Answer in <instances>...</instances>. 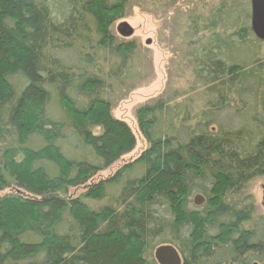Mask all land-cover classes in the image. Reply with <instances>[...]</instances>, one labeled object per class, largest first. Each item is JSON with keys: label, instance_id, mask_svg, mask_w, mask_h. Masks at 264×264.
I'll list each match as a JSON object with an SVG mask.
<instances>
[{"label": "trees", "instance_id": "trees-1", "mask_svg": "<svg viewBox=\"0 0 264 264\" xmlns=\"http://www.w3.org/2000/svg\"><path fill=\"white\" fill-rule=\"evenodd\" d=\"M62 1L56 22L44 0H0V191L15 185L0 195V264H158L153 249L163 243L182 264H264V215L245 195L264 176L263 40L251 11L225 0L204 28L191 26L204 109L142 106L148 147L98 177L137 144L105 95L124 74L112 57L123 63L134 51L108 29L125 1ZM73 43L95 55L64 57ZM80 186L110 203L92 209L69 194ZM197 191L203 206H191Z\"/></svg>", "mask_w": 264, "mask_h": 264}, {"label": "rangeland", "instance_id": "rangeland-1", "mask_svg": "<svg viewBox=\"0 0 264 264\" xmlns=\"http://www.w3.org/2000/svg\"><path fill=\"white\" fill-rule=\"evenodd\" d=\"M44 1H46L52 13V18L56 22H62L66 16L64 12H67L66 7H63V1ZM124 1L122 8L119 7L115 12L116 15L109 22L108 29L114 38L115 44L131 43L134 46V51H131L129 56L124 58L123 63L121 58L112 57L113 65L124 64V74L111 78L105 95L111 102L112 115L125 121L130 126L137 136V144L132 152L123 155L109 168L100 171L98 177L112 175L124 163L148 147V143L139 131L137 122V110L142 106L153 105L164 100L175 103L183 101L185 103L183 107L191 106L189 110L193 113L204 109L202 99L206 87L195 74V59L192 56V51L195 52V47L200 46V43L192 42L186 32L193 25L199 26L201 29L204 28L207 17L212 15L219 4L225 0ZM235 1L227 0L228 3H234ZM240 2L241 10L242 5L244 8L251 9L250 0H241ZM121 22H127L135 30L132 36L123 37L120 35L117 27ZM149 39L151 43H148ZM76 40L78 41V39ZM77 41L75 43H79ZM75 43L72 45L74 48L63 49L61 54L65 57L66 50H69L67 57L76 58L75 60L78 62L82 59L78 57L76 52L82 50L86 55L87 53L95 55V49L85 48L80 44L76 48ZM202 43L204 44L206 41ZM255 49L253 50L255 51ZM260 51V58L264 59V41ZM99 54L96 57L104 65V69L110 68L109 64L104 61L102 51H99ZM14 81L17 82L18 79H14ZM10 184L12 186L0 191V195L13 191L14 181H10ZM263 184L264 176H256L248 181L245 186V195L249 196L254 202L255 216L264 215L262 206ZM85 191L86 188L80 186L70 188L69 194L74 197L81 196L92 209L98 210L106 203H110L109 199L96 200L84 197ZM196 194L202 193L199 191L192 193L190 197L191 206H193L192 202L194 203ZM238 200L239 197L235 199V201ZM242 205L244 204L239 203V206ZM254 220H256L255 217ZM154 250L155 248L153 254ZM256 262L258 261L256 260Z\"/></svg>", "mask_w": 264, "mask_h": 264}, {"label": "water", "instance_id": "water-1", "mask_svg": "<svg viewBox=\"0 0 264 264\" xmlns=\"http://www.w3.org/2000/svg\"><path fill=\"white\" fill-rule=\"evenodd\" d=\"M251 19L250 25L254 35L264 41V0H250ZM118 32L123 37L132 36L135 30L127 23L121 22L118 27ZM151 43V40H148ZM205 202V197L201 194H196L194 203L201 206ZM262 206L264 208V184L262 185ZM154 257L158 264H182V257L175 246L172 244H161L154 250ZM253 264H259L254 262Z\"/></svg>", "mask_w": 264, "mask_h": 264}]
</instances>
